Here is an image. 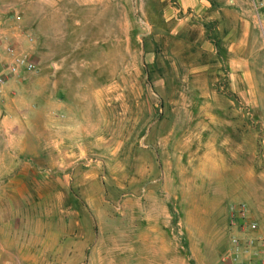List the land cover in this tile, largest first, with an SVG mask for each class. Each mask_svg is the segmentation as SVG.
<instances>
[{
    "label": "rangeland",
    "instance_id": "374dc122",
    "mask_svg": "<svg viewBox=\"0 0 264 264\" xmlns=\"http://www.w3.org/2000/svg\"><path fill=\"white\" fill-rule=\"evenodd\" d=\"M98 1L0 0L37 64L15 100L53 119V197L0 204V264H216L245 221L264 238L250 0Z\"/></svg>",
    "mask_w": 264,
    "mask_h": 264
},
{
    "label": "crops",
    "instance_id": "0c3cea01",
    "mask_svg": "<svg viewBox=\"0 0 264 264\" xmlns=\"http://www.w3.org/2000/svg\"><path fill=\"white\" fill-rule=\"evenodd\" d=\"M99 1L97 10L100 9ZM187 2L191 3L187 5ZM197 2L198 0H177L178 10L173 8L172 4L166 9L169 13L172 12L174 17L178 12ZM12 16L0 9V37L10 38L16 45L26 44L25 32L14 31V28L9 29L15 20ZM25 90L26 85L16 86L8 83L4 90L3 100L0 101L1 106L6 104L10 98L12 99L11 106H7L11 107L10 109H0V204L26 203L27 197H35L38 200H42L44 196L53 197V176L45 174L47 171H53V164H41L40 161L47 160V157L45 151L39 148L46 145L49 151L53 152V119L49 117L46 119V125H39L38 129H33V123L28 120L34 113L27 109L20 100H15L17 93L25 92ZM41 92L48 91L41 90ZM46 104L51 103L46 102ZM43 110L46 111L44 108ZM44 115L49 116L50 114L45 113ZM28 117L30 119H27ZM30 131L33 132L32 135ZM34 141L38 142V148L35 147ZM46 166L49 169H46ZM42 188L50 190L43 192Z\"/></svg>",
    "mask_w": 264,
    "mask_h": 264
},
{
    "label": "built area",
    "instance_id": "2783aa9c",
    "mask_svg": "<svg viewBox=\"0 0 264 264\" xmlns=\"http://www.w3.org/2000/svg\"><path fill=\"white\" fill-rule=\"evenodd\" d=\"M251 12L256 27L264 44V0H250ZM12 18L20 20L16 10L11 11ZM34 41V39H31ZM37 64L20 45L7 38L0 37V101L3 100L7 84L24 73L35 72ZM243 232L253 233L252 236L231 237L230 250L216 264H264V238L257 233V224L244 222Z\"/></svg>",
    "mask_w": 264,
    "mask_h": 264
}]
</instances>
